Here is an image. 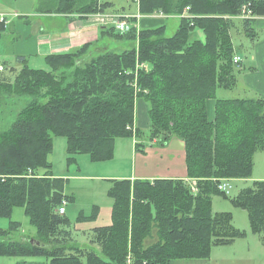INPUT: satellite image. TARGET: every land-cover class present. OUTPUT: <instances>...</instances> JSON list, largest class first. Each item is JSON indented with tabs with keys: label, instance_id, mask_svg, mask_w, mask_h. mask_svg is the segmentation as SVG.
Masks as SVG:
<instances>
[{
	"label": "trees",
	"instance_id": "1",
	"mask_svg": "<svg viewBox=\"0 0 264 264\" xmlns=\"http://www.w3.org/2000/svg\"><path fill=\"white\" fill-rule=\"evenodd\" d=\"M139 13L187 16L171 37L164 28L130 31L119 40L135 48L107 52L82 61L90 44L66 54L43 57L45 69H33L23 56L18 68L4 66L0 87L11 86L28 98L11 126L0 132V218L23 210L29 225L43 234L38 244L9 239L18 223L0 229V256L42 258L17 264H200L212 246L231 243L229 214H213L211 198L222 181L251 179L253 155L264 150V98H216L236 84L233 34L253 39V22L264 17V0H140ZM109 4L97 0H37L46 14H101ZM7 20L0 22V33ZM194 31L202 39L192 40ZM105 33V32H103ZM4 64V63H3ZM144 67H143V66ZM148 106L149 140L183 144L187 180L114 181L111 224L89 230L93 248H79L69 221L57 213L63 180L51 173L52 139L64 137L68 160L80 153L101 162L113 155L117 138H138L135 101ZM214 101L209 117L207 103ZM133 131V132H132ZM136 149L138 145L135 144ZM41 175L38 176V173ZM231 187V185H230ZM247 213L250 227L264 243V180L253 181L231 200ZM198 261V262H196Z\"/></svg>",
	"mask_w": 264,
	"mask_h": 264
},
{
	"label": "rangeland",
	"instance_id": "2",
	"mask_svg": "<svg viewBox=\"0 0 264 264\" xmlns=\"http://www.w3.org/2000/svg\"><path fill=\"white\" fill-rule=\"evenodd\" d=\"M116 1L122 5L114 4V8L117 10L122 8L125 11H133L135 4L140 2L133 0ZM36 2L37 0H0V13H5L1 14L0 17L5 18V16H8L10 21L13 19L11 25L7 23L6 31L0 33L1 65H8L16 69L18 68L16 57L24 55L28 58V66L30 68L47 69L43 63V58L37 56L38 54L35 52V38L32 26L36 25L23 24L21 22L22 18L14 19L17 16L15 12L21 14V11H31L33 7L34 14H46L36 10ZM187 12L184 8L182 14ZM65 15L63 14L62 16ZM177 25V20H165L166 31L164 36L171 37ZM133 26L135 25L133 24ZM242 38V35H232V43L236 50L239 49ZM130 47L129 41H119V43L100 41L99 45L86 51L83 61L87 62L92 57L107 52L121 53ZM225 92L228 91L218 90L216 98H221V94ZM138 100L135 101V106ZM27 102L28 98L17 97L11 86L0 87V132L7 130L11 126L16 120L19 111ZM211 115L210 110L209 117ZM144 120L145 118L141 117V135L138 138L134 134L130 138H117L114 142L112 157L101 162L91 160L89 154L86 153L73 155L72 160H68L64 137H54L52 139V151L49 155L51 173L56 178L63 180L62 193L66 198H69V200H63L66 202L65 217L69 221V229L74 233L77 243L82 242L81 237L85 231L111 224L112 200L108 195L109 189L114 181L119 179L127 180L119 177L129 178L134 173H145L148 175H159V178L169 173L165 172L168 170V160L170 158L181 160L180 154L183 152L181 142L174 139L166 144H159L158 141L152 143L149 140V128H144L143 126ZM135 144L138 145L137 149ZM167 146H169V149L164 150ZM39 175H41V172L38 173ZM260 180H264V150L256 151L253 155V170L250 180L231 183L228 195L216 194L212 196V213L229 214L231 224L234 230L238 231V235L229 244L212 246L209 258L206 261L207 264H264V243L261 235L252 231L247 213L231 203V200L238 195L241 189L251 186L253 181ZM26 219L20 209H14L11 218H0V229L8 230L10 222H18L16 229L9 235V239L12 241L20 242L21 237H26L25 243L33 239L36 241L44 239V235L37 234ZM2 241H6V239H0V242ZM32 260L43 261L42 258L0 256V264H17ZM193 263L195 262L180 261L178 264Z\"/></svg>",
	"mask_w": 264,
	"mask_h": 264
},
{
	"label": "crops",
	"instance_id": "3",
	"mask_svg": "<svg viewBox=\"0 0 264 264\" xmlns=\"http://www.w3.org/2000/svg\"><path fill=\"white\" fill-rule=\"evenodd\" d=\"M97 3L109 4V7L104 11V14H114L122 17L125 16L129 17V19H125V18L124 19L129 24H131L132 28L136 29L135 30L136 33L141 29H154V28L163 27L165 34L166 31L165 20L167 19L177 20L179 25L180 19L182 17L187 16V13L178 16H166L160 13L141 15L139 13V5H138L139 3L135 4L134 6L135 8L133 11H125L122 8L120 10L115 9L114 4H117L119 6L122 5L120 2L116 0H105V1L97 0ZM33 11H34V7L31 11H27V10L21 11V14L15 12V15L17 16L14 19L22 18L21 22L23 24L36 25V26H32L33 35L35 38L34 48H35V52L38 54L37 56H39L40 58H43L47 55L66 54L86 44H90V47L87 49V51H89L91 48L95 47L96 45H99L100 41L109 42V43H113V42L119 43V41H129L131 46L129 49L135 48L137 46L136 41H130L127 39L119 40L115 37V34H110V35L107 34L106 31H108V29H110L111 27L101 25L102 23L99 20L100 14H96V15L94 14L93 16H97V18L92 17L87 20L85 15H65V16L57 15V14L42 15V14H34ZM1 14H5V13L1 12L0 15ZM5 18L7 20V23L11 25L13 19L12 21H10V18L8 16H5ZM133 24L135 26H133ZM253 28L255 33L253 35V39L251 40L247 39L245 35L239 34V36L242 35L243 38L242 40H240L241 44L239 46V49L236 50L234 48L235 56L239 57L241 60L240 65L236 67L235 70L236 84L232 90H225L228 92L221 94L220 97L222 99L264 98V17H256L253 22ZM190 38L192 40H200L202 39V34L199 31H194L190 35ZM19 56L25 57L24 55H19ZM26 59L28 62V58ZM207 109H208V114L209 111L211 110V113L213 115L214 101H209L207 103ZM141 117L145 118L143 125L144 128H149L150 123L148 119V106L142 99H139L135 106V116L132 127L134 128V130L137 129L140 132H141L140 128L142 124V122L140 121ZM172 140L174 139L172 138L168 142ZM154 142L155 141H152V143ZM168 149L169 146H167L166 149L164 148V150H168ZM180 156H181V160H179L178 158H170L168 160V170L165 173L167 172L169 173H167V175H164L162 177L158 178L159 175L134 173V175L130 176L129 178H124V177H119V178L127 179L130 181H133L135 179L148 180V181H152L155 179H172V180L185 181L188 178L186 177L184 148ZM20 210L23 213V210L22 209ZM98 227H103V226H98ZM88 231H85L82 234L83 235L81 237L82 242L77 244L80 249L81 248L87 249L90 247L93 248V246H89L87 244L85 238L86 237L85 234ZM25 240L26 237L20 238V241L22 242H24ZM30 262H37V261L32 260ZM193 264H198V263H193ZM200 264H207V262L204 263L201 262Z\"/></svg>",
	"mask_w": 264,
	"mask_h": 264
},
{
	"label": "built area",
	"instance_id": "4",
	"mask_svg": "<svg viewBox=\"0 0 264 264\" xmlns=\"http://www.w3.org/2000/svg\"><path fill=\"white\" fill-rule=\"evenodd\" d=\"M135 2H139L140 0H133ZM186 11H188L189 9L188 8H185ZM98 14V13H96ZM95 14V15H96ZM186 14V13H184ZM94 14H90V15H85L86 16V19H90L92 17H96L97 16H93ZM100 18L99 20L101 21V25L103 26H110L111 28H113V30L119 34H125V33H128L130 31V24L125 21V19H129V17H122V16H119V15H114V14H104V13H101L100 15ZM4 17H0V22L3 20ZM125 18V19H124ZM241 60L239 57L237 56H234L233 57V63L234 64H238L240 63ZM143 66V65H142ZM144 67V66H143ZM4 71V66L0 64V73ZM187 182L189 183V186H190V190L192 193H195L196 192V183H195V180H187ZM230 185H229V181H222L221 184L218 186V189L221 191V192H224V193H228V190L230 189ZM65 206H66V202L65 201H62L61 205L58 207L57 209V213L59 215H64L65 214Z\"/></svg>",
	"mask_w": 264,
	"mask_h": 264
},
{
	"label": "water",
	"instance_id": "5",
	"mask_svg": "<svg viewBox=\"0 0 264 264\" xmlns=\"http://www.w3.org/2000/svg\"><path fill=\"white\" fill-rule=\"evenodd\" d=\"M30 242V244H38L36 241H34V240H30L29 241Z\"/></svg>",
	"mask_w": 264,
	"mask_h": 264
}]
</instances>
